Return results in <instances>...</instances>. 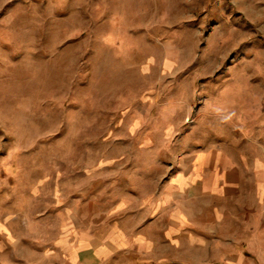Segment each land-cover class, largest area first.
<instances>
[{
	"label": "rangeland",
	"instance_id": "374dc122",
	"mask_svg": "<svg viewBox=\"0 0 264 264\" xmlns=\"http://www.w3.org/2000/svg\"><path fill=\"white\" fill-rule=\"evenodd\" d=\"M259 118L264 0H0V264L45 261L97 176Z\"/></svg>",
	"mask_w": 264,
	"mask_h": 264
},
{
	"label": "crops",
	"instance_id": "0c3cea01",
	"mask_svg": "<svg viewBox=\"0 0 264 264\" xmlns=\"http://www.w3.org/2000/svg\"><path fill=\"white\" fill-rule=\"evenodd\" d=\"M203 129L181 133L171 158L81 186L55 209L41 264H264V118Z\"/></svg>",
	"mask_w": 264,
	"mask_h": 264
}]
</instances>
